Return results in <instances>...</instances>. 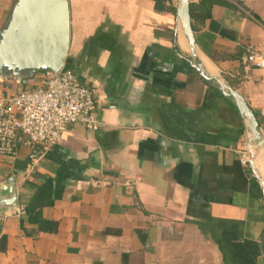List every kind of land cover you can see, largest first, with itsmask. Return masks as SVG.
<instances>
[{"label": "crops", "instance_id": "1", "mask_svg": "<svg viewBox=\"0 0 264 264\" xmlns=\"http://www.w3.org/2000/svg\"><path fill=\"white\" fill-rule=\"evenodd\" d=\"M214 1L190 18L197 53L264 120L243 62L247 46L264 49V0ZM68 3L66 63L100 125L0 156V183L13 176L18 199L0 214V264H264V197L237 155L243 122L188 63L177 0ZM12 4L0 0V25ZM35 78L0 80V94ZM254 163L264 180V156Z\"/></svg>", "mask_w": 264, "mask_h": 264}, {"label": "water", "instance_id": "2", "mask_svg": "<svg viewBox=\"0 0 264 264\" xmlns=\"http://www.w3.org/2000/svg\"><path fill=\"white\" fill-rule=\"evenodd\" d=\"M190 0H177L176 15L187 43L188 63L209 85L231 101L243 122L248 165L259 181L264 197V180L257 173L254 157L264 146V137L254 111L243 95L220 75L211 74L197 53L189 12ZM70 43L68 0H13L0 25V80L27 82L35 75H56L66 63ZM18 210L16 182L9 176L0 183V214Z\"/></svg>", "mask_w": 264, "mask_h": 264}, {"label": "built area", "instance_id": "3", "mask_svg": "<svg viewBox=\"0 0 264 264\" xmlns=\"http://www.w3.org/2000/svg\"><path fill=\"white\" fill-rule=\"evenodd\" d=\"M243 62L264 76V49L247 46ZM41 75L39 82L30 88L0 94V156L14 154L20 139L51 147L63 139L71 124H81L89 131L99 128L94 93L70 67L65 64L56 75L50 72ZM260 127L264 137V124ZM237 155L246 167L247 148L237 149Z\"/></svg>", "mask_w": 264, "mask_h": 264}, {"label": "trees", "instance_id": "4", "mask_svg": "<svg viewBox=\"0 0 264 264\" xmlns=\"http://www.w3.org/2000/svg\"><path fill=\"white\" fill-rule=\"evenodd\" d=\"M155 3V9L156 10H161V4H164V1L166 2V0H153ZM215 1L214 0H200L198 3H194V2H189V12H190V18H194V11L199 7L203 5V10L205 11L207 16H210V10H211V6L213 5ZM164 10H169L172 12H175V7H173L171 5V2H169L168 5H164L163 7ZM191 27L193 30H195V26L191 23ZM66 66L68 67V64L66 63ZM196 73V72H195ZM197 74V73H196ZM198 75V74H197ZM199 76V75H198ZM200 77V76H199ZM201 78V77H200ZM202 81L207 84L203 79ZM245 174H250V170L248 167V164L246 165V167L244 168Z\"/></svg>", "mask_w": 264, "mask_h": 264}, {"label": "rangeland", "instance_id": "5", "mask_svg": "<svg viewBox=\"0 0 264 264\" xmlns=\"http://www.w3.org/2000/svg\"><path fill=\"white\" fill-rule=\"evenodd\" d=\"M252 71H253V73L255 75V77L253 79L255 81L256 87L258 88V90L260 92H264V76L262 75V73L260 71L254 69V68L252 69ZM38 78H39V76L37 74V78H35V80H33L32 82L36 83L38 81ZM31 84L32 83L27 84V87L30 88L31 87ZM254 113H255V116H256V118H257V120L259 122V125H263L264 124V120L260 116L259 112L256 109H254ZM244 147L247 148L246 147V138H245V135H244V140L242 141V144L239 146L238 149H240V148L242 149ZM259 154H261V155L264 156V146H263V148L258 153H256V155H259ZM248 167H249V165H248ZM249 170H250L251 176L253 177V174H252V171H251L250 167H249Z\"/></svg>", "mask_w": 264, "mask_h": 264}]
</instances>
